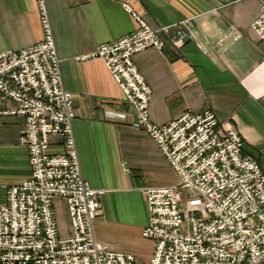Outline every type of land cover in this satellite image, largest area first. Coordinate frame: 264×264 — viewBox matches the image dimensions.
<instances>
[{
    "label": "built area",
    "instance_id": "built-area-1",
    "mask_svg": "<svg viewBox=\"0 0 264 264\" xmlns=\"http://www.w3.org/2000/svg\"><path fill=\"white\" fill-rule=\"evenodd\" d=\"M36 4L42 40L0 53V118H23L20 144L31 169L0 202V264H135L133 255L95 238L101 192L82 176L73 95L63 85L46 0ZM125 7L138 28L80 58L102 60L134 112L132 125L145 130L178 176L176 183L143 189L148 223L142 236L154 243L149 264H264V170L243 152L240 133L210 109L153 123L152 89L133 60L146 49L181 48L187 41L207 53V41L195 39L193 19L153 29ZM250 26L264 41V1ZM51 136L61 139L60 153L48 151ZM56 197L66 203L68 237L59 233Z\"/></svg>",
    "mask_w": 264,
    "mask_h": 264
},
{
    "label": "crops",
    "instance_id": "crops-1",
    "mask_svg": "<svg viewBox=\"0 0 264 264\" xmlns=\"http://www.w3.org/2000/svg\"><path fill=\"white\" fill-rule=\"evenodd\" d=\"M262 1L46 0L63 85L73 95L81 173L101 192L95 238L133 255L135 264H149L154 248L142 236L148 223L143 189L176 183L178 176L145 130L132 125L134 112L102 60L80 57L138 28L125 5L153 29L193 19L194 37L207 41V53L187 41L181 48L168 43L133 57L152 89L150 120L162 125L184 111L210 109L240 133L243 152L264 170V41L250 26ZM42 37L36 0H0V53L29 48ZM23 123L20 116L0 118V202L7 187L30 176L27 150L20 144ZM62 150L61 139L51 136L48 151ZM54 201L64 210L59 233L68 237L66 203L60 197Z\"/></svg>",
    "mask_w": 264,
    "mask_h": 264
},
{
    "label": "rangeland",
    "instance_id": "rangeland-1",
    "mask_svg": "<svg viewBox=\"0 0 264 264\" xmlns=\"http://www.w3.org/2000/svg\"><path fill=\"white\" fill-rule=\"evenodd\" d=\"M54 208H55V213H56L57 220L60 219V222L63 225V219H64V210H63V207L60 206L59 204H56L55 201H54ZM61 234L63 235V233L60 232V235ZM135 261H136V259H135Z\"/></svg>",
    "mask_w": 264,
    "mask_h": 264
}]
</instances>
